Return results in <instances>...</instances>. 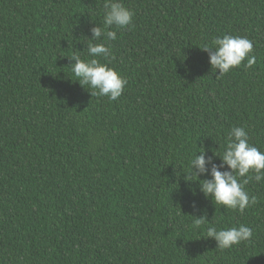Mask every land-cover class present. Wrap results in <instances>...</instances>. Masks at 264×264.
<instances>
[{
	"label": "trees",
	"instance_id": "16d2710c",
	"mask_svg": "<svg viewBox=\"0 0 264 264\" xmlns=\"http://www.w3.org/2000/svg\"><path fill=\"white\" fill-rule=\"evenodd\" d=\"M103 2L0 0V264H264V181L241 214L183 177L204 148L211 180L233 127L264 151V0H120L132 24L97 57L127 81L114 101L70 69ZM223 35L252 67L211 70L200 47ZM201 215L253 236L216 249Z\"/></svg>",
	"mask_w": 264,
	"mask_h": 264
},
{
	"label": "clouds",
	"instance_id": "9594fccd",
	"mask_svg": "<svg viewBox=\"0 0 264 264\" xmlns=\"http://www.w3.org/2000/svg\"><path fill=\"white\" fill-rule=\"evenodd\" d=\"M103 26L91 29L92 38L88 39L87 55L91 59H82L74 52L69 58L74 61L70 65L72 74L82 86H88L92 96L108 97L109 100H116L122 95L127 81L114 68L100 62L97 57L107 58L111 55V48L108 41L117 39L116 31L110 30L127 28L132 24L133 12L126 8L120 0H104L103 5ZM200 49L209 53L211 70L219 71V76L227 74L231 69L239 67L247 59L246 68L252 67L255 63V56L250 55L253 51V43L242 36L223 35L215 38L211 44L205 43ZM218 76V77H219ZM195 153L188 161V172L183 170L184 180L191 183H198L199 190L206 198L225 209H232L241 214L251 205L257 203V198L249 194L246 185L250 180L256 182L264 181V151L249 143V135L244 127H233L226 136L224 150L220 154H214L222 163L219 168L227 166L228 171H220L217 165L213 164L211 169V180L200 179L206 174L205 149ZM243 178V179H241ZM191 216V215H190ZM194 218L193 227L196 229L206 226V238L214 239L216 249L225 250L238 246L243 242L250 241L253 231L245 225L232 226L230 228L218 229L210 224L206 215Z\"/></svg>",
	"mask_w": 264,
	"mask_h": 264
}]
</instances>
